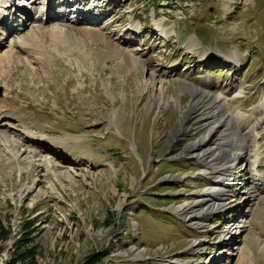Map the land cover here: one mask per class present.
<instances>
[{
    "label": "rangeland",
    "instance_id": "374dc122",
    "mask_svg": "<svg viewBox=\"0 0 264 264\" xmlns=\"http://www.w3.org/2000/svg\"><path fill=\"white\" fill-rule=\"evenodd\" d=\"M72 1L0 0V264H264V0ZM239 83L258 144L207 215L196 148Z\"/></svg>",
    "mask_w": 264,
    "mask_h": 264
},
{
    "label": "bare ground",
    "instance_id": "6f19581e",
    "mask_svg": "<svg viewBox=\"0 0 264 264\" xmlns=\"http://www.w3.org/2000/svg\"><path fill=\"white\" fill-rule=\"evenodd\" d=\"M78 1L79 0H73L71 3L72 5L77 4L75 6L76 9H74L73 7L74 13L77 14L76 15L77 19L78 17H81L80 20L88 22V19L86 17L80 16V15H84V13L82 12L84 9L83 7L81 9L82 11L78 9V7H80V5H78ZM83 1L85 0H81V2ZM86 1L88 2L89 0H86ZM66 4L68 3L65 2L64 5ZM86 4L87 3H83V6L85 7ZM11 15L13 14L11 13ZM9 21L10 22L14 21V18H11ZM89 22L93 23L95 21L91 19V21ZM99 38L100 37L98 36L96 37V39H99ZM62 39H64V41L67 42V44L71 48L73 49L77 48L76 43L73 41H70L71 39L69 37L64 36ZM33 40H34L33 36L26 38V42L29 44H31ZM130 61L132 62L134 66L141 65L137 59L131 58ZM190 91L193 94L196 93L195 95L202 94L201 90L199 89L197 90L196 88H193V87L190 88ZM243 97H244V88L241 83L236 85L233 90L226 89L219 93L213 105L209 107V115L205 119V124L203 128L204 134L202 135V138L199 140L198 146L196 148V153L197 155L201 156V158L203 159L202 162L206 165L205 167L206 168L213 167V171L216 170L214 171L215 175L217 174V176L213 179L216 182L214 187L208 188V190L206 191H202L199 196L201 198L200 199L201 203H198V207L206 206L207 215L208 213L218 212L223 209V205L221 203L223 201V197L225 196V191L228 188V186L225 184L226 182L224 179L225 178L224 174H226V172L228 171L229 165H231V163H233L234 160L240 159L242 157V151L245 149L247 145L252 144L255 147H257L256 145L258 144L256 137L254 136V134H256L254 133L255 132V129L253 127L254 125L252 126V122H251V117L253 118V116H250V115L252 114L246 115L241 111L242 109L241 99ZM228 100L230 101L228 102ZM194 105L196 106L197 102ZM221 112H226V113L221 114ZM2 137L7 138V136L5 135ZM171 137L173 138V134ZM10 146L13 150H16V151H18L20 147L19 144L17 143H12ZM257 157L258 156H256L255 159H257ZM17 161H21V160L18 158ZM263 162L262 160H260L259 165L262 166ZM219 163L222 164L220 165L221 167L220 166L218 168L214 167L218 165ZM32 169L34 170L36 168H32ZM257 173H258L257 179L260 176L264 177V171L258 170ZM263 181L264 179L260 181L256 180V182H253V183L251 182L252 186H250L251 184H249L250 187L249 186H248L249 188L247 187L245 197L247 199L246 201H248L249 204H251L253 200L255 202L256 200L255 198L259 196L260 193H264V191H262L263 189L259 188V185H256L257 182H263ZM37 184L41 185L42 181L39 180ZM253 185H256V186H253ZM262 200L264 201V197H262ZM245 204L247 203L245 202ZM192 206H195V204H193ZM241 216H242L241 223L234 221L235 222L234 224L229 225V227L225 231V235H226L224 236L225 239L224 241L222 239L220 246L223 244L225 245L228 242L229 245H231L229 246V248L230 249L232 248V244L234 243L231 240H233L234 238L233 239L231 238L234 237L236 232H238L237 229L240 230L242 228V224H243L242 222H243L244 216L242 214ZM239 232L238 234L240 235ZM237 235H235V237Z\"/></svg>",
    "mask_w": 264,
    "mask_h": 264
},
{
    "label": "trees",
    "instance_id": "16d2710c",
    "mask_svg": "<svg viewBox=\"0 0 264 264\" xmlns=\"http://www.w3.org/2000/svg\"><path fill=\"white\" fill-rule=\"evenodd\" d=\"M25 236H29V234H26ZM6 237V234L3 232L2 228L0 227V242L4 241ZM27 241V237L26 238H22L20 239L19 243H29V242H25ZM105 256H107V253H100L99 255L95 256L93 258V260L91 261L92 264H95L96 262L100 261L102 258H104Z\"/></svg>",
    "mask_w": 264,
    "mask_h": 264
}]
</instances>
